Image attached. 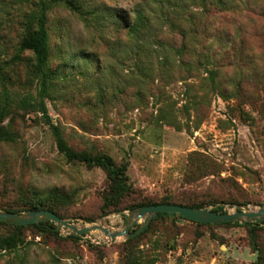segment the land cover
Instances as JSON below:
<instances>
[{
  "label": "rangeland",
  "instance_id": "374dc122",
  "mask_svg": "<svg viewBox=\"0 0 264 264\" xmlns=\"http://www.w3.org/2000/svg\"><path fill=\"white\" fill-rule=\"evenodd\" d=\"M41 1L0 0V126L15 135L0 140L1 203L26 212L28 197L59 187L71 195L63 218L112 231L134 219L140 194L223 212L264 204V0L210 9L201 0H44L48 113L76 150L128 164L137 193L106 212L105 171L68 161L42 113L21 103L39 98L34 55L20 41ZM137 9L148 26L132 38ZM54 224L58 235L24 227L0 264H124L127 235L94 229L75 239ZM14 230L0 223V236ZM138 236L155 264H254L259 252L264 264V223L199 225L171 214Z\"/></svg>",
  "mask_w": 264,
  "mask_h": 264
},
{
  "label": "trees",
  "instance_id": "16d2710c",
  "mask_svg": "<svg viewBox=\"0 0 264 264\" xmlns=\"http://www.w3.org/2000/svg\"><path fill=\"white\" fill-rule=\"evenodd\" d=\"M156 1V0H155ZM166 1V0H165ZM205 5H209V9L213 6L218 7L223 6V0H201ZM47 10L48 4L42 0L41 9L36 15V27L29 29L22 36L20 41V48L22 50H30L35 58L34 63V72L39 80V90H38V99L34 100L30 97H24L21 100L23 105L34 106L42 113L45 122L50 126L52 134L54 136L57 148L60 153H62L68 161L71 162H81L89 166H98L101 167L107 176L108 181V191L104 196V206L103 209L105 212L112 207H118L126 198L135 196L136 190L129 182V176L127 174L128 164L126 163H117L116 160L109 154L104 152H91L88 150H76L73 148L67 140L64 138L60 127L52 121L48 113L46 103L44 101L48 88L49 80L51 79L52 73L49 68L50 61V44H49V29L47 27ZM136 17L133 23L129 27V34L132 38L140 37L144 33L145 29L148 26L146 16L137 9ZM15 135L12 130L9 128L0 126V140H14ZM21 186V185H20ZM21 188V187H20ZM71 195L59 187H53L49 189L44 195H32L28 197L26 201V209H48L54 211L60 217H64L60 213L61 205L67 204L70 201ZM136 202L132 205V208H138L143 205L149 204H159V203H177L181 205H186L194 208H201V205L198 204H188V203H179L172 201L169 197H163L161 200L152 199L148 197H143L141 194L137 198H132ZM0 209H5L8 211L19 210L6 205L0 202ZM214 211L223 212V207L218 206L213 209ZM171 214L177 213H168V212H159L151 221V223L159 218L166 217ZM179 215V214H178ZM181 218V215H179ZM186 219V218H184ZM190 220V219H187ZM199 225H213V226H227L232 224H239L236 221L225 222L222 224H211V223H200L194 220H190ZM2 224H8L14 227V232L8 235L0 236V251L2 250H12L18 247L24 240L21 236L22 230L24 227L31 226L39 229L40 231H48L54 233L55 235L59 234V230L55 227V224L50 221H41L38 223H32L28 225H15L9 224L3 221H0ZM264 223L260 222H244L243 225L249 226L252 229H256V226ZM135 231V230H134ZM75 239H80V235H71ZM139 236L131 237L127 239L126 246L124 248L123 261L124 264H155V257H145L142 254V251L137 244ZM253 248L255 251H260L259 246L253 241ZM254 264H262V257L259 252L257 261Z\"/></svg>",
  "mask_w": 264,
  "mask_h": 264
},
{
  "label": "water",
  "instance_id": "95a60500",
  "mask_svg": "<svg viewBox=\"0 0 264 264\" xmlns=\"http://www.w3.org/2000/svg\"><path fill=\"white\" fill-rule=\"evenodd\" d=\"M159 212L177 213L186 219L211 224H222L230 221L242 223L264 221V204L260 205L258 209H250L248 205H244L242 208H237L234 211L218 212L214 211L212 207L194 208L177 203L149 204L138 207L133 211L135 214L134 219L131 220L130 217L125 228L118 231H112L101 224L79 228L75 223L60 217L54 211L48 209H29L26 212L0 209V221H6L15 225H28L41 221H52L57 224L58 228L66 227L76 235H83L91 230L99 229L111 239H115L123 235H127L128 238H131L141 234ZM141 219H143L144 222L140 223L135 231L128 233L130 227Z\"/></svg>",
  "mask_w": 264,
  "mask_h": 264
}]
</instances>
